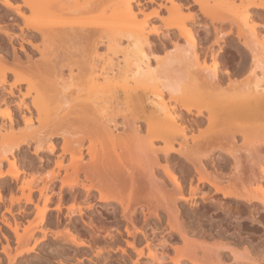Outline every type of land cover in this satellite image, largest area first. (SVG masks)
I'll use <instances>...</instances> for the list:
<instances>
[{"label": "bare ground", "instance_id": "obj_1", "mask_svg": "<svg viewBox=\"0 0 264 264\" xmlns=\"http://www.w3.org/2000/svg\"><path fill=\"white\" fill-rule=\"evenodd\" d=\"M180 2L160 0L148 15L139 0H114L125 27L118 38L77 17L105 11L108 0H0V22L8 12L16 19L0 34L14 52L23 42L39 55L23 62L15 52L0 71V91L13 96L0 97V200L7 178L21 182L0 214V264L3 255L20 264L49 238L83 249L93 264H256L249 251L230 249L226 234L264 218V0H193L186 12ZM195 34L214 45L201 48ZM230 38L250 58L234 72L219 64ZM57 41L90 53L57 69L47 60ZM218 122L219 136L207 135ZM32 143L54 162L25 165L23 146ZM216 150L222 162L211 170ZM97 204L118 217L86 213ZM218 211L238 222L216 224ZM30 215L35 225L26 228ZM153 221L165 233L157 241L144 232Z\"/></svg>", "mask_w": 264, "mask_h": 264}, {"label": "rangeland", "instance_id": "obj_2", "mask_svg": "<svg viewBox=\"0 0 264 264\" xmlns=\"http://www.w3.org/2000/svg\"><path fill=\"white\" fill-rule=\"evenodd\" d=\"M144 8H145V12L146 14H151L154 9L157 8L158 3L160 2V0H155V3H148L146 2V0H139ZM114 0H108V8L102 12V9L100 6H94L92 11L89 13H85V14H80L77 17L79 18V20H81L83 22V24H93V25H104L106 26L105 29V34L109 37H118V38H123L125 35V27L123 26V24L118 20L117 17V13L119 12V10L121 9L122 5H117L113 3ZM193 0H181V2L179 3V6L183 8V11H187V9L193 5ZM135 6V4H134ZM4 9L2 6H0V11ZM176 11V9L174 10ZM161 15L163 16H168V13L166 11H161L160 12ZM195 15L198 16L199 18L201 17L200 12L198 11V9L195 10ZM14 20V14L11 12H8L7 14H5V19L3 20V22H0V25L6 24V23H11ZM152 23V22H151ZM153 23H157L155 21H153ZM250 35V33L248 34ZM233 38L229 39V43L232 41ZM152 41H157V38H152ZM194 41L195 43L200 46L201 48H207V47H211L214 44L215 41V37H209L206 38L203 34H195L194 36ZM233 43H231L230 45L226 46L223 49V52L221 53V58L219 60V64L221 66V70H229V71H236L239 68V65L243 64V63H249L250 64V58L249 57H245L244 55H240L238 54V51L236 50L237 48V39H233ZM0 43H3V48H0V71L4 70L5 68H9L12 66V59H13V55L16 52L18 56L21 57V60L23 62H26L30 59L32 60H38L39 59V55L38 53H36V51H33L31 46L28 45L27 43H23L22 42V48L23 50H21V47L18 45V43L16 44V51L14 52V50H12L9 41L0 34ZM68 43V42H67ZM84 45H80V44H64V42L62 41H57L55 43H51V45L49 46L48 50H47V60L51 61V65L55 66L57 69L60 68V65L64 64V62L70 58H72L71 56L74 54L73 58L74 59H79L80 56H78V53H80V55H88L90 53V50L87 48L83 47ZM83 47V48H81ZM82 49V50H81ZM84 49H86V51H84ZM7 50V51H6ZM89 50V51H88ZM84 51V52H83ZM88 51V52H87ZM104 51V50H103ZM8 52V53H7ZM77 54V55H75ZM163 55V54H161ZM70 56V57H69ZM245 57V58H244ZM7 62H4L6 61ZM249 59V60H248ZM34 60V61H35ZM249 61V62H248ZM4 62V63H3ZM65 62V63H66ZM3 63V64H2ZM4 65V66H3ZM208 68L212 69L213 68V62L209 60L208 63ZM56 69V70H57ZM66 75V72H65ZM8 82L10 83L12 81V76L9 75L7 78ZM5 88H8V86H4ZM21 89H24V86L21 85ZM2 90V89H0ZM16 92V89L14 90ZM0 97L4 98L6 101H10V99L12 100V97L9 94H6L5 92L0 91ZM209 96H204L201 99H199V102H203L205 100L208 99ZM9 107H11L12 110L15 109L16 105L13 102H10ZM223 108V107H220ZM218 125H214L212 127H214V129L211 128V132H207V135H212V136H219L220 132H221V122L217 123ZM220 124V125H219ZM218 127V129H217ZM206 130V126L204 127ZM218 130V131H217ZM240 137H237V141H240ZM55 144H57V151H58V145L61 143V140H54L53 141ZM36 147V145L34 143H32L31 148H28L27 146H23V151L21 153V160H25V165L27 164V166L30 165V167L32 168H45L49 162V164H52L55 160L56 154L50 155L49 153L47 154V152L43 153V149L39 150L37 154H35L34 148ZM41 154L43 156V162L42 164L39 161V156L41 157ZM38 155V157H37ZM47 155V156H46ZM50 155V157H49ZM210 159L207 160V165L209 167H211L210 169L212 170L213 167H219V163L222 162V151L221 150H216L213 153L210 154ZM49 160V161H48ZM48 161V162H47ZM22 163V162H21ZM227 167L223 168V169H218V173H221V175H228L230 173V166H228L229 164H225ZM188 166V165H187ZM20 169H25L28 170L27 167H25L24 165H19ZM21 178H23V176H21ZM7 184L6 186H4L1 190L2 193V198L0 200V214L3 213L6 209V207L9 205V201H10V197L12 196V194L18 195V191H17V187L16 185H20L21 182L17 183H12L11 179L7 178ZM9 183H11V190L14 193H11L10 190L8 189L9 187ZM8 185V186H7ZM200 203V202H198ZM196 209L199 210V204L198 206L195 207ZM16 212V210H15ZM202 212V211H200ZM89 213L91 215L97 216V217H102L103 219H109L112 220L113 218L118 217V211H116L113 207L108 206V207H103L100 206L99 204H97L96 208L92 211L86 212ZM218 214L214 215V221L216 224H219L226 221H230V223L235 224L236 222H238L237 219H229V217H225L224 213H222L221 211H218ZM15 216H17L16 213H14ZM88 214V215H89ZM261 214L257 213L255 214L257 219H261ZM264 215V213H263ZM261 217V218H260ZM85 219L88 220L87 216H85ZM252 221L250 219H245V220H240L241 228H238L237 230H229L228 234H226V237H232V241H230L228 247L231 249H237V252H244L245 250L249 251L251 256L253 257V259L257 262H255L256 264H264V245L261 243V240L258 239L259 237H263L264 238V218L261 219L260 221ZM244 221V222H243ZM23 224L24 227L29 228L31 226L35 225V219H34V215H30L27 218L23 219ZM122 225H124V222L121 223ZM225 224V223H223ZM248 225V226H245ZM243 225L245 226V228L243 227ZM50 229V228H49ZM52 230V228H51ZM216 232L218 230H215ZM214 231V232H215ZM144 232L146 234V236L148 237L149 240H156L158 238H161L165 233L163 232V227L160 224H157L156 222H151L148 226L145 227ZM12 236V234H11ZM249 236V237H248ZM249 238V239H248ZM251 238H253L251 240ZM250 240V242H249ZM18 247L17 245V241L14 237H12V241L10 242V250L12 252L16 251V248ZM239 250V251H238ZM2 245L0 243V254L2 255ZM77 251V252H76ZM80 252V253H79ZM79 253V254H77ZM82 253H88L86 251H84L83 249L74 247V246H65L60 244L59 242H54L52 241V239H48V242L46 243H40L37 245L36 250L34 252H32L31 254H29L27 256V258H20V260L18 261L20 264H93L92 262H90V260L88 258H82L81 254ZM130 253V252H129ZM134 257V255H133ZM3 259L4 262L3 264H7V260L5 258V256L3 255ZM141 262H139L140 264H148L146 263L145 259H141Z\"/></svg>", "mask_w": 264, "mask_h": 264}]
</instances>
